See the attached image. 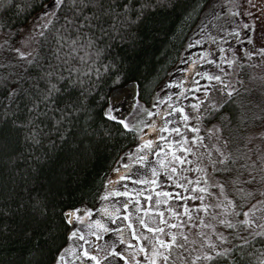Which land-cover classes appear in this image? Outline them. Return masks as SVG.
I'll return each instance as SVG.
<instances>
[{"label": "trees", "instance_id": "16d2710c", "mask_svg": "<svg viewBox=\"0 0 264 264\" xmlns=\"http://www.w3.org/2000/svg\"><path fill=\"white\" fill-rule=\"evenodd\" d=\"M51 1L11 0L7 3L0 0L3 5L0 6V82L7 79L11 87L19 83L22 89L11 102L6 94H0V264H54L59 249L68 244L70 224L65 214L83 206L95 208L111 166L134 144V136L118 120L104 115L111 94L131 84L147 105L160 83L170 76L187 38L215 0H149V6L135 26L121 29L123 39L117 36L104 41L105 51L98 61L94 60V53L83 60L80 59L83 52L71 58L63 55L69 50L60 35L70 31L64 26L63 17L71 15V0H66L62 9H55L56 17H52L49 28L43 29L44 36L39 35L31 58L40 67L47 69L51 65L62 73L75 66L84 73L81 77L84 84L61 89L51 107L41 102L38 110L31 114L32 123L24 128L19 122L29 118L31 100L23 89H28L31 98L38 100L37 86L43 89L45 84L38 79L36 65L20 60L16 53L8 51L4 41L17 47L22 29ZM137 2L144 3V0ZM58 49L61 50L59 58ZM64 60L68 63L64 64ZM237 65L234 92L218 107L202 114L197 127L202 134L214 130L225 152L231 153L235 163L233 159L223 166L217 163L210 176L215 180L217 193L220 190L216 185L223 183L225 194L245 209L255 204L264 189V55L260 52L252 56L243 54ZM89 68L91 73L87 72ZM69 101L75 102L79 111L65 107ZM60 108H64L63 114L58 111ZM6 111L9 116L4 115ZM13 120H17V124ZM32 129H35L34 139L28 138ZM129 159L135 163L137 158ZM130 167L129 164L124 166L122 175H131L134 169ZM185 168L181 181L186 186L188 181L196 185L199 180L191 178ZM192 168L193 163H190L189 169ZM237 175L243 184L233 183ZM249 176L253 179L249 180ZM158 180L155 189L161 194L169 192V197L164 198L180 213L183 222L189 218L183 214L185 206L191 214L190 222L201 218L205 222L210 207L207 211L199 207L205 203V195L199 193V187L186 191L178 182ZM242 187L244 192L238 191ZM246 192H251V197L245 196ZM178 195L183 198L177 199ZM193 195L197 198L192 199ZM216 216L221 217L215 213ZM113 233L105 234V239L115 240ZM227 233L229 243L224 247L217 245L221 254L213 252L212 264H260L264 256V228L253 225L245 229L237 225ZM130 237L127 233L128 240ZM118 248L122 251L124 245ZM209 250L203 249L198 254L201 256ZM138 260L144 264V258ZM117 264L123 262L117 261ZM185 264L197 262L192 258Z\"/></svg>", "mask_w": 264, "mask_h": 264}, {"label": "rangeland", "instance_id": "374dc122", "mask_svg": "<svg viewBox=\"0 0 264 264\" xmlns=\"http://www.w3.org/2000/svg\"><path fill=\"white\" fill-rule=\"evenodd\" d=\"M230 3L238 5L241 15H231L228 6L225 4V0H215L207 9V12L199 25H197L192 34L187 38L181 57L172 67L173 70L171 71L170 76L165 82L160 83L147 105L144 104L145 102L141 101L135 86L129 84L113 91L105 110L106 112L111 110L112 115L116 116L118 121L121 118L130 123H136L137 120L141 119L144 123L149 124H152L153 120L155 121L154 125H152L151 131L148 128H144L143 124L138 125L143 129L142 132L135 133L129 131L134 136L135 141L133 146L129 147L119 155L117 161H115L105 176V181H112L121 190H124L123 185H127L128 191H134L133 196L110 197L106 203H108L109 206H118L127 200H132L133 203L130 204L129 211L134 221L137 216H141L151 226L163 228V232L159 233V235L160 238L165 240L171 238L169 236L170 232L175 233V244L172 245L171 248L163 250L165 254H170L168 264H185L186 261L195 256H199L198 253H201L203 249L209 250V244L205 241V236L216 245L221 244L224 247L229 243L230 236L227 232H229L230 228L220 225L218 220L225 216H227L228 219L233 220V217L230 213H225L222 207L218 206L221 202L217 199L219 193H217L216 188H214V178L212 179L210 176L214 166L217 164L215 163L214 165L213 162L219 159L216 148H220L226 153L222 141L214 130L202 134L199 131L192 132L190 127L184 128L182 130L183 135L189 138L192 136L198 137V142H193L191 139H188L186 142V146L194 149V152L188 154L186 157V160L192 161L193 170L189 169L190 163L187 162L183 165H177V167L180 168V172L177 173L180 180L183 178L182 176H185L181 172L184 167H187L184 171H186L191 178L199 180L203 183L204 187L208 188L207 193L199 191L201 195H205L204 202L210 206V211H207L204 223H202L200 219H194L193 222H190V218L188 217L185 222H183V217L180 215L174 216L169 214V208L175 213L178 212L170 203L163 202L165 198L162 195L159 197L157 196V192L160 193L159 189H155L159 182L158 179L155 185H152L151 183L140 184L136 181H152L153 177L150 171L151 168H156L158 170V176L161 175V177H163L166 175L157 163V156L160 154L155 152V149L157 147L164 148L167 140H175L178 139V137L170 132H161L160 129L163 124L170 120L172 122L170 127H175L177 123H184L191 127L198 128L197 123L200 120L201 115L207 110L218 107L224 99L230 96L228 90H235L237 86L236 69L238 68L237 63L239 57L247 52H259L260 48H264V0H230ZM55 9L56 5L54 0L45 5L43 10L35 15L22 29L17 47H20L21 50L24 51H30L33 55L36 51L39 33L44 29L41 26L44 23H47L48 19L52 20V13H54ZM46 15L47 19L45 18ZM246 23L250 25L249 28L243 27ZM234 28H238L239 32H234ZM198 39L201 40L200 44L196 43ZM221 48L224 49L223 56L220 55ZM228 59L233 60L232 65L224 63V61ZM212 61L215 62L212 63ZM205 72L220 75L221 80L208 81L204 77ZM206 89L207 91H205ZM165 95L169 96L171 99L161 103L160 101L163 100ZM157 97H159V99H157ZM154 103L157 105V108L152 110L154 112L159 111L160 114L158 116L149 118L140 113L141 108H151ZM177 103L185 108L186 114L190 117L188 121H180L178 113H171L169 104L175 106ZM164 111H169L170 116L165 117L163 114ZM157 135L165 136L166 140H157ZM141 139H151L153 141V148L145 149L143 151L138 149L137 144L141 142ZM176 147L177 152L179 153V146L177 145ZM208 153H211L212 155L209 156ZM139 155L147 157L143 164L136 163L135 161V163L129 162L131 160L129 159L130 157L137 158ZM165 156L167 159L171 158L166 148ZM128 164L129 167L132 165V167H130L131 170L132 168L134 169L131 174L134 181H118L116 179L117 175H122L121 170ZM262 164L264 170V160ZM197 166L204 171L197 170ZM114 169L118 171H113ZM204 172H206L208 176V181L206 183L203 179ZM196 175H198V178ZM262 176H264V174ZM172 181L178 182L175 177L171 182ZM260 186L261 185L259 184L258 188H260ZM137 189L140 190L137 191ZM262 191H264V189H262ZM261 192L259 193L260 196L258 200L254 202L255 211L250 212V217L255 221V226L261 225L262 222L264 224V204L259 203V201L264 200V197L261 196ZM156 199H161L162 202L156 204ZM102 203L105 202L99 199L97 205L93 208L92 216L86 219H102L109 228L123 232L125 239L128 240L127 233L130 234V230H127L126 228L127 222L123 220L122 216H117L116 222H113L109 217L103 216L99 211ZM137 206L140 208L152 209V211H149L147 214L144 212H137ZM251 207L252 205L243 210H248ZM86 209L89 208L84 206L79 208V214L82 215ZM155 209H159V212L163 213V224L159 223L158 214ZM211 210H214L215 213L219 214L221 217H215V213ZM153 217L157 218L152 219ZM238 218L243 219V216L241 215ZM172 225L176 226L172 227ZM180 225L183 226L180 227ZM73 226L76 228H82L81 223L74 219L72 224H70L69 231L73 229ZM135 228L137 233H142L149 237L154 235L146 229H143L138 222L135 223ZM256 228L260 229L261 227L256 226ZM82 230L85 232L87 231L86 229ZM108 233H104L103 236ZM218 235L224 236L226 239L224 241L218 240L216 239ZM112 236L115 238L116 233L114 232ZM185 237H187V239H185ZM129 240H132V246L135 248L137 241L132 239V237H130ZM69 243L72 242L68 241V244ZM139 243L146 248L150 255L151 247L149 242L142 238ZM126 248L127 245H124L122 252H124ZM129 255L131 254L129 253ZM140 257L145 259V253H139L135 259L138 260ZM157 259L161 261L162 264V258L158 257ZM260 264H264V256L260 259Z\"/></svg>", "mask_w": 264, "mask_h": 264}, {"label": "snow or ice", "instance_id": "6c2138e0", "mask_svg": "<svg viewBox=\"0 0 264 264\" xmlns=\"http://www.w3.org/2000/svg\"><path fill=\"white\" fill-rule=\"evenodd\" d=\"M11 0H7V3H10ZM57 9H62L66 3V0H54ZM226 6H228L229 12L233 16L241 15L239 11V7L237 4L230 3V0H225ZM3 6V5H0ZM149 6V0H144V3H138L137 0H71V15H65L63 17L64 26L70 30L64 34L60 35V40L63 41L64 47L69 51L67 53H63V55L71 58L73 54L78 52H83V55L80 57L81 60L85 59L89 56V53H94V60H101L103 57V53L105 51L104 41L106 39H116L117 36H120L121 29H130L135 26V24L139 21V19L144 14V9ZM135 9V10H134ZM53 17H56V13H52ZM47 19V15L45 16ZM52 24V20L48 19L47 23H44L41 27L49 28ZM2 27V26H0ZM244 28H249L250 25L247 23L243 25ZM234 32H239L238 28L233 29ZM40 36H44V32L41 31L39 33ZM123 39V36H120ZM83 41V43H81ZM197 44L201 43V40L196 41ZM4 44L7 45L8 51L16 53L17 57L20 60H24L28 65H36L39 69L38 71V79L44 81L45 87L40 89L37 86V91L39 92V99L33 100L31 95L29 94L28 89H23L25 95L29 97L31 100V107L28 108L29 118L26 121H20L19 126L27 128L28 125L32 123L31 114L33 110H38L39 104L43 102L46 107H51L56 103L55 97L60 93L61 89H73L77 86L83 87L84 81L81 77L84 73L80 72L79 69L75 66H70V68L62 73L59 72L56 68L49 65L47 69L40 67L36 60L32 59L30 51L21 50L20 47H14L8 43V40L4 41ZM191 46V45H189ZM58 58L61 50L58 49ZM260 54L264 55V48L259 49ZM220 55H224V49H220ZM246 55L252 56L255 55L253 52H247ZM215 61H212L214 63ZM64 64L68 63V60L63 61ZM227 65H232L233 60L228 59L224 61ZM107 68V65H105ZM222 71V70H221ZM88 73H91V69H87ZM74 73H79L78 75H74ZM99 75V72H97ZM204 77L208 81H220V75L209 74L207 72L204 73ZM17 81L20 80V77L16 78ZM198 87V86H197ZM10 89V90H9ZM22 91L19 83L16 87H11V85L5 79L3 82H0V94H6V97L9 98L10 102L15 101L16 95ZM207 91V89L205 90ZM234 90H228V94L231 95ZM83 95V93H81ZM159 99V97H157ZM171 98L167 95L163 97L164 101H169ZM65 107L72 111H79V108L76 106V103L73 101H69L66 103ZM157 105L154 103L151 108H141L140 113L142 115H146L149 118H153L158 116L159 111L154 112L152 109H156ZM169 108L171 109V113H178L180 121H188L189 115L186 114L185 108L182 107L179 103L175 106L169 104ZM62 114L64 113V108L58 109ZM164 116H170L169 111H164ZM5 116H9V112L4 113ZM111 120H117V117L112 115L111 110L104 113ZM63 119V115L61 116ZM60 121L58 120L57 123ZM14 124H17V120H13ZM119 123L125 130L132 131L135 133L142 132L138 125L143 124L144 128H148L150 131L152 130V125H154L155 121H152V124L144 123V121L137 120L136 123H130L125 121L124 119H119ZM172 122L169 120L165 122L161 127L160 131L164 133H173L178 137L175 140H167L165 147L160 148L157 147L155 152L160 155L157 156V163L161 169H163L164 173H166L163 177H158V172L156 168H151L152 181L147 180H138L137 183H151L152 185L156 184L158 178L166 179L171 181L174 177L178 180V186L185 188L188 191L190 188L199 187V191L202 193H207L208 188L204 186H200V183L197 182L196 185H193L191 181L187 182V186L183 181L179 179L177 173L180 172V168L177 165H183L184 163H192L191 160H186L188 154L193 153L194 149L192 147L186 146V142L188 139H191L193 142H198V137L192 136L187 137L182 134V130L184 128L190 127L192 132H198L199 129L196 127H191L190 125L184 123H177L175 127H170ZM35 129H32L28 134V138L34 139ZM157 140L164 141L166 137L163 135H157ZM179 146V153L177 152V147ZM137 148L140 150L152 149L153 141L151 139H141V142L137 144ZM165 148L168 150V154H170L171 158L167 159L165 156ZM216 152L218 153L219 159L214 163H219L220 165H225L229 159H233L231 153H224L220 148H216ZM211 156V153H208ZM147 157L138 156L136 159V163L143 164L146 161ZM233 163L235 160L233 159ZM127 167V165H125ZM197 170L204 171L197 166ZM227 170V168H225ZM113 171H118L114 169ZM264 178V177H262ZM116 179L118 181L123 180H132L133 177L131 175H117ZM186 179V178H185ZM204 182L208 181V176L206 172L203 175ZM253 178L249 176V180ZM105 190L100 195V200L105 202L101 204L99 211L105 217H109L113 222H116L117 216H122L123 220L127 222L126 228L130 230V236L132 239L137 241L136 247L133 248L132 240H126L124 237V233L117 231L115 229L109 228L106 223L102 219H86L90 218L93 213V209L89 208L84 210L83 214H79L78 209H73L71 213L65 214V219L69 224H72L73 219L79 221L82 225V228H76L73 226V229L67 232V240L72 243L67 244L65 247L59 249V254L54 259V264H117V261H122L123 264H141V261L136 260L135 257L139 255V253H145L144 264H161L157 258H162V264H168V260L170 258V254H165L164 249L171 248L172 245L176 242L175 233H169L170 239H162L160 238L159 233L163 232V228L151 226L146 220L137 216L136 220H133L132 215L130 214L129 208L130 204L133 203L132 200H127L120 205H112L109 206L106 203L110 197H131L133 196V192L127 190V185H123V189L118 188L112 181H105ZM234 184H243L244 182L240 180L239 175L233 177ZM220 192L217 196V199L220 200L219 207L224 209L225 213H230L233 217V220H230L225 216L222 219L218 220L220 225H223L228 228L236 227L237 225H242L244 228H249L255 225V221L250 217V212L255 211V205L248 210H243L240 206H238L235 201L225 194V185L223 183H219L216 185ZM262 188H264V184H262ZM240 192H244V188L238 189ZM163 196L165 198L169 197V192L165 191L162 194L157 192V196ZM251 192H246L245 196L251 197ZM261 196L264 197V191L261 192ZM177 199H182V196H177ZM195 195L192 196V199H196ZM222 198V199H221ZM203 200V197H200ZM243 199V197H242ZM161 199H156L155 203L160 204ZM164 203H167V199L163 200ZM226 202V203H225ZM259 203L264 204V200L259 201ZM138 205V201H137ZM203 210L207 211L208 205L201 204L199 206ZM137 212H144L147 214L152 209L140 208L137 206ZM158 214L159 223L163 224V213L159 212V209H155ZM169 214L171 215H180V213H175L171 208L168 209ZM183 214H186L191 218V214L187 206L183 209ZM243 216V219H235L239 216ZM157 217H153L152 219H156ZM138 222L139 225L142 226L143 229H146L148 232L153 233L154 235L149 237L142 233H137L135 228V223ZM201 222L203 223V218H201ZM176 225H172L175 227ZM183 225H180L182 227ZM208 226V225H205ZM257 227L264 228V225H256ZM123 227V225H122ZM82 229H86L85 232ZM115 232L116 239L115 240H106L103 236L104 233ZM147 240L151 247V253L148 254L146 248L139 243L141 239ZM187 239V237H185ZM216 239L224 241L226 237L218 235ZM102 241V243H101ZM205 241L209 244V251H205L201 256L193 257L194 262L197 264H212L213 261V252H216L217 255L221 254L217 251V245L209 240L207 236H205ZM118 245H127V248L124 252L120 251ZM227 250H224L226 254ZM129 253L131 255H129Z\"/></svg>", "mask_w": 264, "mask_h": 264}]
</instances>
